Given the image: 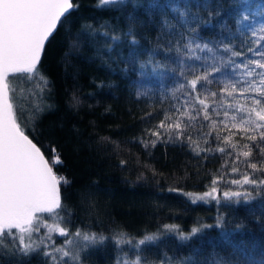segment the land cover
<instances>
[{
	"label": "trees",
	"instance_id": "obj_1",
	"mask_svg": "<svg viewBox=\"0 0 264 264\" xmlns=\"http://www.w3.org/2000/svg\"><path fill=\"white\" fill-rule=\"evenodd\" d=\"M157 2L190 7L204 16L207 14L201 5L217 8L220 16L200 30L197 40L215 50L216 41L223 38L227 42L229 33L221 29V24L227 23L234 34L232 46L242 53V57L231 59L240 63L259 58L247 50L250 45L255 47L250 34L236 33L239 13L234 6L241 0ZM248 2L255 12L256 5L264 0ZM74 4L77 7L62 20L37 71L9 76V81L15 89L10 93L14 110L25 134L46 158H51L55 148L62 160L54 171L67 181L60 185L63 211L58 210L64 224L70 233L79 230L104 237L97 243L79 241L75 247L79 264H134L137 260L139 264H264V193L253 191L254 199L245 201L240 197L239 203L236 197L227 200L224 196L225 192L252 191L251 185L231 181L242 180L245 172L252 173L242 156L237 159V151L253 142L241 139L237 129L224 127V108L215 103L212 107L219 115L209 111L218 130L211 128L212 121L203 119V113L179 138L158 127L165 115L177 118L175 109L184 99H190L184 90L175 91L179 84L186 83L179 75L180 57L175 51L179 35H161L159 10L148 22L143 8L98 7V0H74ZM165 11L170 18L174 15L170 9ZM130 13L146 22L135 29L139 40L135 58L130 55L128 40L123 38ZM112 34L121 39L113 43ZM149 55L154 63L175 67L177 72L161 69L153 74L150 65L141 75L139 64ZM229 55L222 49L217 52L225 59ZM216 62L220 63L219 59ZM185 63L199 67L203 61ZM214 76L217 83L210 86L212 90L217 89L220 80L234 78L232 66L222 67ZM73 97L79 99V104H74ZM229 111L231 114L233 110ZM201 124L205 126L202 130ZM153 131H159L160 137L151 135ZM230 131L236 150L217 139L227 137ZM189 132L200 141L201 148L210 150L194 152L186 138ZM220 147L225 152H220ZM234 167L238 171L234 172ZM213 187L221 194L215 199L193 203L185 195L203 194ZM38 217L52 220L50 214ZM218 218L222 219L219 227ZM165 225H176L185 234L194 227L201 230L183 240ZM149 236L154 239L139 244ZM66 239L74 237H57L58 245H64ZM85 244L87 247H83ZM44 250L41 246L29 257L0 254V264H48L49 258L42 255Z\"/></svg>",
	"mask_w": 264,
	"mask_h": 264
},
{
	"label": "snow or ice",
	"instance_id": "obj_2",
	"mask_svg": "<svg viewBox=\"0 0 264 264\" xmlns=\"http://www.w3.org/2000/svg\"><path fill=\"white\" fill-rule=\"evenodd\" d=\"M134 10L143 8L148 22H151L156 10L160 13L161 35L178 34L180 39L176 42V54L178 60L179 75L186 83L179 84L175 91L184 90L186 98L180 108L175 109L179 116L165 115L164 120L158 125L169 132H174L177 137L183 136L193 127L192 121L198 119L203 113V119L212 121L211 128L218 130L217 124L210 113L219 115L215 103L224 108V127L226 129H237L241 133V139L252 141L245 143L237 151V159L243 157V163L252 173L245 172L242 180H233V184L251 185L252 191L245 190L225 192L227 200L236 197L239 203L240 197L245 201L254 199L252 192L257 195L264 193V3L256 5V11H251L252 4L248 0H241L234 7L238 11L235 18L236 33L250 34L252 40L248 52L253 53L258 59L249 58L244 62L237 63L232 57H242V53L236 51L231 43L234 35L231 27L225 23L221 24L223 32L229 33L227 42L225 39L216 41V49L210 47L209 43H200L197 40L200 30L205 26L213 24V20L220 16L217 8L203 4L206 16L200 11L192 12L190 7L181 8L178 5L161 4L157 0H98V7L128 6ZM73 0H0V254L5 256L29 257L37 252L41 246L45 249L42 255L49 258L48 264H79L80 255L75 251L79 241L97 243L104 240L103 236L96 234L82 233L77 230L70 233L64 218L57 210L63 211L60 198L59 186L66 183L59 177L54 169L62 164V160L52 149L51 158H46L41 148L29 138L18 122L14 110L13 97L11 92L15 91L10 86V74L35 73L40 62L45 42L61 24L62 18L67 19L71 14L70 10L76 8ZM165 9H170L174 15L170 18ZM67 14V15H66ZM145 21H138L131 13L128 16V30L123 38L128 40L130 55L135 58L137 54L136 45L139 44L135 29L137 26H145ZM177 32L173 33L172 30ZM109 36L108 32L104 33ZM110 39L113 43L121 39L120 35L112 34ZM160 36L157 37L159 43ZM111 48V45H108ZM222 51L230 54L227 59L218 57L217 52ZM208 53L201 56L199 53ZM219 59L220 63L216 61ZM185 61H203L197 67L194 64H187ZM151 65L153 74L159 70L167 69L172 73L177 68L169 67L159 61L153 62L149 55L147 60L141 61L139 67L141 75H144ZM232 66L233 79H223L217 84V89L210 87L217 83L214 74L221 71L222 67ZM201 68L203 70L201 71ZM239 70V72H237ZM174 91V95H175ZM225 97L229 98L227 101ZM74 104H79V99L73 97ZM199 107H196V105ZM187 107L188 111H183ZM229 110H233L230 114ZM185 119L188 123H185ZM171 121L170 123H168ZM205 126L200 125L202 130ZM209 133H205L207 136ZM151 135L160 137L159 131L151 132ZM231 131L227 137H219L232 149H237V144L232 140ZM171 138V136L169 137ZM187 141L192 150L199 154L204 149L200 147V141L194 139L190 132ZM155 141L151 144L155 147ZM207 143V140H204ZM225 152L224 147L218 148ZM255 152V157L253 156ZM233 171H238L233 168ZM261 173L255 176L254 173ZM216 182L213 181V184ZM215 187L203 194L185 193L192 198V202L205 200L208 197L215 199ZM47 212L51 215L53 222L44 223L37 213ZM264 219V216L261 217ZM222 219L218 218L217 227L221 226ZM47 229L45 236L33 238V233L39 232L40 228ZM168 231H175L183 240L190 239L192 235L199 232L200 228H193L190 234L180 232L176 225H165ZM74 239H66L64 245L52 247L45 243V240H52V234ZM154 237H145V240H153ZM130 243V241H128ZM54 243V242H53ZM67 246H72L69 249ZM87 247V244L83 245ZM51 249V250H49ZM67 258V259H66ZM139 264V260L134 262ZM217 264H231L230 261H218Z\"/></svg>",
	"mask_w": 264,
	"mask_h": 264
},
{
	"label": "rangeland",
	"instance_id": "obj_3",
	"mask_svg": "<svg viewBox=\"0 0 264 264\" xmlns=\"http://www.w3.org/2000/svg\"><path fill=\"white\" fill-rule=\"evenodd\" d=\"M220 195L221 194L219 192H217V191L214 193L215 198L220 196ZM37 217H38V215H37ZM39 218L41 220H43L44 223H47V224H51L53 222V220H46V219L41 218V217H39ZM46 232H47V229L44 228V227H41L39 232L33 233V238L36 239L38 237H43V236H45ZM57 237H59L60 239L63 240V236H60L58 233H53L52 234V240L51 241L45 240V243L51 245L52 247H59L60 245H58ZM67 247L69 248V246H67ZM49 250H51V249H49Z\"/></svg>",
	"mask_w": 264,
	"mask_h": 264
},
{
	"label": "water",
	"instance_id": "obj_4",
	"mask_svg": "<svg viewBox=\"0 0 264 264\" xmlns=\"http://www.w3.org/2000/svg\"><path fill=\"white\" fill-rule=\"evenodd\" d=\"M73 2H74V0H73ZM70 11H72V10H70ZM67 15V14H66ZM68 16V15H67ZM64 18H62V20H63ZM59 25L60 24H58L57 25V28H56V30H54V32H53V34L49 37V39L45 42V47H44V50H43V52H42V54H41V59H40V62H39V64L37 65V68H38V66L40 65V63H41V61H42V59H43V56H44V53H45V50H46V47H47V45H48V43H49V41L51 40V38L56 34V32H57V30H58V28H59ZM17 74H23V73H17ZM12 75H16V74H10V76H12ZM30 138V137H29ZM31 139V138H30ZM34 142V141H33ZM35 143V142H34ZM38 146V145H37ZM39 147V146H38ZM42 151V150H41ZM59 190H60V198H61V203H62V196H61V189H60V186H59ZM59 210V209H58ZM57 210V211H58ZM44 214H49V213H47V212H40V213H37L36 215H44Z\"/></svg>",
	"mask_w": 264,
	"mask_h": 264
}]
</instances>
